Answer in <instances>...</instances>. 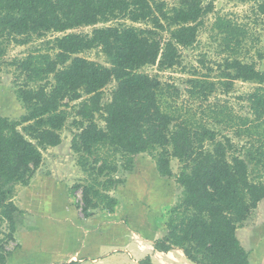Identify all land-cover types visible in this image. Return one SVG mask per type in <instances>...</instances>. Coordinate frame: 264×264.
<instances>
[{"label":"trees","instance_id":"obj_1","mask_svg":"<svg viewBox=\"0 0 264 264\" xmlns=\"http://www.w3.org/2000/svg\"><path fill=\"white\" fill-rule=\"evenodd\" d=\"M213 8L212 2L201 0H181L169 9L164 0H0V58L3 43L23 46L50 31L57 33L43 50L10 62L19 71L15 94L24 113L19 120L0 116V221L8 224L9 237L19 223L12 200L15 185H27L42 163V150L60 143L67 119L63 101L80 100L74 110L78 131L70 148L86 175L83 184L73 186L81 191L82 211L102 204L111 211L116 198L110 193L124 182L116 176L119 168L129 170L135 155L154 150L161 176H172L171 158L180 162L175 179L182 188L181 200L169 212L166 234L155 248H180L194 264H252L236 230L264 199V182L249 174L250 164L264 169V151L258 156L250 150L238 152L229 137L219 139L217 130L175 116L174 108L161 99L159 80L140 71L146 65H179L180 48L196 42ZM260 9L264 12V2ZM118 19L146 21L150 27L98 26ZM219 23L236 42V50L249 36L242 25ZM79 27L92 29L85 34L72 31ZM163 29L169 31L166 39L159 36ZM97 47L108 66L78 55ZM221 77L264 84V71L239 57L225 59ZM112 80L110 99L102 103V90ZM204 82L192 84L207 97L214 83L206 87ZM260 102L264 106V99ZM212 112L218 120V111ZM9 254H1L0 263Z\"/></svg>","mask_w":264,"mask_h":264},{"label":"rangeland","instance_id":"obj_2","mask_svg":"<svg viewBox=\"0 0 264 264\" xmlns=\"http://www.w3.org/2000/svg\"><path fill=\"white\" fill-rule=\"evenodd\" d=\"M180 1L164 0L165 8L178 6ZM201 1L203 4L212 2L213 11L205 17V24L198 32L196 42L189 47L180 48L179 65L173 68L146 65L140 71L159 80L161 99L164 105L169 104L174 108L175 116L191 117L194 123L201 122L208 128L217 130L219 139H222L221 136L229 137L238 152L264 151V106L260 102L264 99V84L258 87L252 82L221 77L224 61L228 58L239 57L245 62H254L259 70L264 71V12L260 9L264 0ZM220 20L246 28L249 36L237 50L236 42L227 38L223 28L219 26ZM119 24L150 27L146 21L132 23L127 19L112 20L98 26ZM91 29L79 27L72 31L85 34L90 33ZM159 31L162 39L169 37L167 29ZM56 35L57 33L50 31L45 37L33 39L23 46L12 42L2 44L0 116L19 120L24 113V107L15 94V78L19 71L15 70L11 60L43 50L45 41ZM78 55L108 66L105 55L98 47ZM19 77L22 80V76ZM193 80H205L206 87L214 83L208 91L211 93L207 97L201 95V90L193 87ZM114 86L115 82L112 80L103 88L102 103L110 99ZM79 101H63L67 119L60 131V143L42 150V163L27 185L16 184L14 187L12 200L19 209V223L12 237H9L8 224L0 221V255L10 253L6 261L0 264H64L65 259L58 254L79 244L80 236L71 232L69 227L72 222L77 223L83 217H102L117 212V216L138 233L139 230H135L137 225L131 223L130 216L138 217L145 212L148 216L157 218V224L167 231L169 212L182 198V188L175 179L181 164L177 159L171 158L172 176L167 179L169 183H154V150L135 155L129 170L119 168L116 176L123 178L124 182L110 193L116 198V205L111 211L104 204L85 212L79 208L81 191L74 190L73 186L83 184L86 175L77 165V156L70 148L73 134L78 131L79 117L74 110ZM213 110L218 111V120ZM95 121L103 127L100 115H95ZM18 128L21 129V126ZM258 155L259 152L256 156ZM128 174H131V179L126 183ZM249 174L252 180L264 182V169L260 165L250 164ZM162 190H165L163 194L160 193ZM159 203L162 206L159 207ZM236 232L240 243L247 249L250 262L264 264V199L250 211ZM115 235L117 234L113 237ZM152 238L153 236L147 237L149 241ZM119 241V238H114L102 249ZM147 245L150 247L151 243L148 242ZM90 253L93 255L94 251L91 250Z\"/></svg>","mask_w":264,"mask_h":264},{"label":"crops","instance_id":"obj_3","mask_svg":"<svg viewBox=\"0 0 264 264\" xmlns=\"http://www.w3.org/2000/svg\"><path fill=\"white\" fill-rule=\"evenodd\" d=\"M154 173V183L159 185L169 183L167 180L169 177L159 175L156 170ZM130 175L128 174L126 183L130 182ZM164 192L165 190H162L160 193ZM158 206L162 204L159 203ZM130 221L137 225L135 230H139L138 233L126 225V222L117 216V212H111L108 216L102 217L79 218L77 223L72 222L69 227L71 232L80 236L79 244L77 243L74 245L76 247L62 251L58 255L65 259L64 264L71 260H79L82 264H194L184 256L180 248L174 247L168 251L155 248L156 240L166 234V229L157 224V218L150 217L144 212L138 217L130 216ZM115 233L117 235L113 237ZM152 236V240L149 241L147 237ZM114 238H119L120 241L112 243L107 249H102ZM148 242L151 243L150 247L147 245ZM56 248L59 247L56 246ZM99 249L102 250L98 251ZM91 250L94 251L93 255L90 253Z\"/></svg>","mask_w":264,"mask_h":264}]
</instances>
